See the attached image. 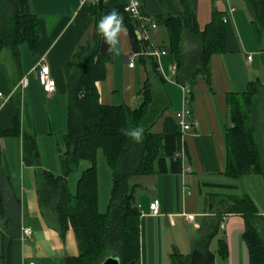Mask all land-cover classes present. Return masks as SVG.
I'll return each instance as SVG.
<instances>
[{
  "label": "trees",
  "instance_id": "16d2710c",
  "mask_svg": "<svg viewBox=\"0 0 264 264\" xmlns=\"http://www.w3.org/2000/svg\"><path fill=\"white\" fill-rule=\"evenodd\" d=\"M98 1L102 3V13ZM161 1L170 11L169 15L155 19L168 31L169 43L162 49L175 57L176 81L179 85L188 84L193 98L199 77L211 82L212 57L227 51L230 24L223 22L226 13L214 11L211 22L201 31L189 0H178L179 5L175 0ZM247 1L253 13L254 37L264 56V0ZM127 4L128 0H96L90 4L94 29L89 39L77 47L68 78L66 148L60 153V176L42 168L36 136L34 132L22 130L19 113L12 128L4 129L0 123V215L6 217L8 228L19 227L17 215L8 209L3 191L5 184L11 185L10 180L6 177L5 183L1 178V141L18 137L22 139L23 163L36 171L35 186L41 214L45 216L46 212H51L63 236L68 230L76 236L79 254L67 257L66 264H101L108 256L119 258L121 264H141V211L136 197L138 186L132 185L131 180L136 176L176 174L183 170V161L178 154L184 144L176 122L167 118L161 134L151 132L163 102L154 96L150 81L144 86V100L138 110L100 103L96 84L106 78V65L113 59V52L98 28L102 17L115 10L129 31L133 50L141 54L143 47L147 50L146 43L142 44L135 35L136 23L126 12ZM178 6L181 11L177 10ZM39 40V18L33 13L31 0H0V54L4 49L10 50L19 65V48L26 44L38 60ZM146 58L150 59L153 73L163 83L165 79L156 59ZM228 107L233 127L226 131V176L237 180L252 175L264 178V128L257 125L260 108L264 114V84L252 80L245 92L230 94ZM100 150L113 174L111 199L105 214L99 212L98 202L96 157ZM82 161H87L90 166L83 171L73 194L68 188V176L78 170ZM216 204L218 210L214 208ZM210 211L213 215L202 221L199 236L193 240V250L204 254L206 264H215L217 256L228 260L227 239L225 235L218 236L221 223L228 215H237L244 220L242 237L249 264H264L261 232L264 217L253 197L245 194L239 199L212 201ZM12 233L10 231L11 237L2 236L0 258L3 264H12ZM217 238L218 251L214 253L210 248ZM190 257L191 254L183 257L174 252L172 261L189 264Z\"/></svg>",
  "mask_w": 264,
  "mask_h": 264
},
{
  "label": "crops",
  "instance_id": "0c3cea01",
  "mask_svg": "<svg viewBox=\"0 0 264 264\" xmlns=\"http://www.w3.org/2000/svg\"><path fill=\"white\" fill-rule=\"evenodd\" d=\"M189 1L201 31L211 22L214 11L226 13L230 24L227 51L225 54L212 57L211 82L199 77L195 86L190 106L198 126L184 137L182 173L136 176L131 180L132 185L138 186L136 197L141 211V264H174L172 261L174 252L183 257L190 255L193 252V240L199 236L202 221L213 215L210 211L212 201L234 200L249 194L256 201L264 217V197L258 185L262 184L264 187V180H260L256 175L237 180L225 174L226 131L233 127L228 96L245 92L252 81V75H258L261 67L264 69L262 62L256 65L255 57L260 54L264 63V56L254 37L251 6L247 0ZM141 2L142 12L154 19L170 14L168 7L161 0ZM175 4L179 5L178 0H175ZM31 6L33 13L39 18L38 57L39 59L44 57L47 61L51 76L56 82V90L50 95L43 91L37 74L33 72L39 60L34 57L21 58L19 65L13 61V69L10 68L13 73L11 76L7 70L4 72L0 68V93L11 97L0 107V123L4 129L14 126V118L19 109L18 98L22 96L24 102L22 130L39 132L40 123L32 115L36 113V108H32V102H37L39 97L53 101L56 94L67 97L72 57L77 47L89 39L94 22L90 14V5L81 6L79 0H31ZM229 7L235 9L233 16L227 13ZM177 10L181 11L180 6ZM122 26L126 31L122 30L119 34V52H113L112 62L106 65V78L96 84L100 103L105 106H126L131 110H138L144 100L142 96L144 86L150 81L154 96L163 102V108L151 132L161 134L166 119L172 118L176 122L175 115L183 109L181 86L176 81L177 75L170 72V67L176 63V59L170 53L162 57L161 67L169 78L168 80L164 78L165 81L162 83L153 73L150 59L146 58L144 53H136L133 50L129 31ZM152 40L160 48L167 47L169 36L166 27L158 23L157 30L152 32ZM186 47L188 48V45H185ZM131 57L134 60L133 68L129 67ZM249 57H252V61H248ZM7 76L12 78L13 83L10 87L6 84ZM25 77L28 78V86L22 91L19 85ZM12 138H4L1 141L3 170L1 178L5 183L6 177L10 180L11 185L5 184L3 191L8 200V209L17 215L19 227L14 230L8 228L6 217L0 215L2 220L0 223L4 225L3 228L0 226V255L2 236L5 234L11 237L10 231H13L12 264H66L67 257L79 254L76 236L72 230H68L63 236L57 229L56 218L49 219L41 214L37 195L29 187L22 193L23 200L20 199L17 187L10 177L9 167L12 161L9 146L15 147V156L17 150L22 156V139ZM29 193L33 196L28 200ZM33 197L34 204L31 203ZM155 200L160 203V216L150 214V205ZM214 208L218 210L219 205L216 204ZM185 216L192 218V221L186 220ZM222 222H225V229L221 230L225 233L229 248L228 261L223 262L246 264L247 249L242 237L245 230L243 218L228 215ZM23 227L32 229L34 233L32 239L23 237ZM185 229H194L195 235L193 233V236H187V233H183ZM261 229L264 238V225ZM179 235H184L182 243L176 238ZM218 258L216 257L215 264H219ZM0 264H3L1 258Z\"/></svg>",
  "mask_w": 264,
  "mask_h": 264
},
{
  "label": "rangeland",
  "instance_id": "374dc122",
  "mask_svg": "<svg viewBox=\"0 0 264 264\" xmlns=\"http://www.w3.org/2000/svg\"><path fill=\"white\" fill-rule=\"evenodd\" d=\"M29 47L24 44L20 46V54L21 58L26 59L29 56L30 59L35 56L32 52L28 51ZM252 58V57H251ZM256 58V65L262 62V56L259 54ZM36 59V58H35ZM14 57L10 50L4 49V51L0 54V68L5 72L8 71V75L11 76V69H13ZM17 66H15L16 68ZM259 74H253L252 80H259L261 83H264V69H259ZM7 76L6 84L12 86V78ZM19 109L18 113L23 118L24 111V102L23 97L19 98ZM68 99L65 95L56 94V99L50 101L49 99L40 98L37 102H32V108H36V113L32 114L36 121L40 123L39 132L29 131V133H33L36 136L38 151L40 154L41 166L44 170L49 171L55 176H60L62 174L61 165H60V153L63 152L66 148L65 146V135L67 132V117H68ZM23 103V104H22ZM36 103V104H34ZM23 105V106H22ZM37 105V106H36ZM259 115L257 116V125L260 128H264V114L262 113V108L259 110ZM28 132V131H27ZM13 139L12 137H9ZM10 144V143H9ZM11 161L12 164L9 167V172L11 173L10 177L14 185H16L18 190V195L21 200H23L22 193L24 190L29 189L33 190L34 194L37 195L36 184H35V169L32 167L26 166L23 161V155L17 150V155L15 156L16 150L15 147L9 146ZM9 153V152H8ZM22 158V161H21ZM90 164L87 161H82L77 171L73 172L68 176V188L71 193H75L77 189V184L82 175L83 171L89 168ZM96 168L98 174V202H99V212L101 214H105L108 210V206L111 199V191L113 186V174L108 162L104 156L103 151H98L96 157ZM260 180H264L263 177L258 176ZM260 192L264 197V187L262 184H258ZM32 193H29L28 200L32 198ZM32 204H34V197L31 200ZM37 204H38V195H37ZM39 207V206H38ZM49 219H52L53 214L51 212H46ZM55 218V217H54ZM2 221V220H0ZM0 226L3 228V223H0ZM73 232V231H72ZM183 233H187V236H193L194 229H185ZM74 234V233H73ZM195 235V233H194ZM225 235L224 231L221 230L218 235ZM186 236V235H185ZM218 237V238H219ZM179 242L184 241V235L176 236ZM217 239L211 245V251L216 253L218 251ZM247 253V251H246ZM111 252H108V255ZM248 254V253H247ZM246 254L247 263L249 264L248 255ZM218 257V256H217ZM219 259V264H225L222 258ZM224 261V262H223ZM228 261V260H227Z\"/></svg>",
  "mask_w": 264,
  "mask_h": 264
},
{
  "label": "built area",
  "instance_id": "2783aa9c",
  "mask_svg": "<svg viewBox=\"0 0 264 264\" xmlns=\"http://www.w3.org/2000/svg\"><path fill=\"white\" fill-rule=\"evenodd\" d=\"M96 0H79L81 6L90 5L95 3ZM142 2L141 0H128V4L126 7V12L129 13L130 17L134 20L136 23L135 27V35L136 37L143 43H146L147 50L145 55L152 57L156 59L157 63L159 64V72L160 74L168 80L169 78L166 77V75L163 72V69L161 67V59L162 57L168 55V51L165 49H162L158 47L152 40V32L156 31L158 28V24L156 20L146 15L142 12ZM235 12V9L233 7H229L228 14L233 16ZM224 23H229V17L225 16L223 19ZM248 61H252V58L249 57ZM129 67H134V60L131 57ZM33 72L37 74L38 81L40 85L43 88V91L46 94H53L56 90V82L51 76L50 67L45 60V58H40L34 68ZM170 72L172 75H176L177 73V64L174 63L170 67ZM28 86V78H23L20 82L19 88L24 91ZM181 90L183 93V109L181 112L177 113L175 115L176 124L179 127L181 134H182V142L184 143V137L186 133L191 131L192 129L196 128L198 126L197 121L194 119L192 110H191V100H192V90L191 87L188 84L180 85ZM11 97L5 96L2 93H0V102L2 104H5L9 101ZM178 157L184 160V146L182 148V151L178 154ZM190 172V170H187ZM150 214L152 216H160V203L158 200H155L150 205ZM185 219L188 221H192V218L185 216ZM221 229H225V222L221 223ZM22 235L26 239H32L33 238V231L31 228L23 227L22 229ZM35 264V263H30Z\"/></svg>",
  "mask_w": 264,
  "mask_h": 264
},
{
  "label": "clouds",
  "instance_id": "9594fccd",
  "mask_svg": "<svg viewBox=\"0 0 264 264\" xmlns=\"http://www.w3.org/2000/svg\"><path fill=\"white\" fill-rule=\"evenodd\" d=\"M98 28L99 31L104 35L105 42L110 46L109 50L114 53H118L119 34L122 32V30L126 31V29H123L122 19L119 14L113 10L108 15L103 16Z\"/></svg>",
  "mask_w": 264,
  "mask_h": 264
},
{
  "label": "water",
  "instance_id": "95a60500",
  "mask_svg": "<svg viewBox=\"0 0 264 264\" xmlns=\"http://www.w3.org/2000/svg\"><path fill=\"white\" fill-rule=\"evenodd\" d=\"M100 12H103L101 1L97 2ZM144 44L143 42H141ZM143 53H146V49L143 47ZM101 264H121L120 259L113 256H108ZM189 264H206V258L199 250H193L190 257Z\"/></svg>",
  "mask_w": 264,
  "mask_h": 264
},
{
  "label": "bare ground",
  "instance_id": "6f19581e",
  "mask_svg": "<svg viewBox=\"0 0 264 264\" xmlns=\"http://www.w3.org/2000/svg\"><path fill=\"white\" fill-rule=\"evenodd\" d=\"M146 47V46H145ZM30 228V227H29ZM34 234V233H33ZM24 239V238H23Z\"/></svg>",
  "mask_w": 264,
  "mask_h": 264
}]
</instances>
